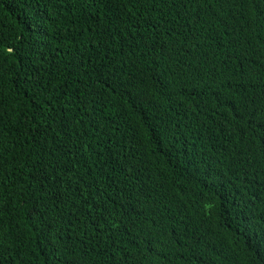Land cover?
Here are the masks:
<instances>
[{"label": "trees", "instance_id": "16d2710c", "mask_svg": "<svg viewBox=\"0 0 264 264\" xmlns=\"http://www.w3.org/2000/svg\"><path fill=\"white\" fill-rule=\"evenodd\" d=\"M0 264H264V0H0Z\"/></svg>", "mask_w": 264, "mask_h": 264}]
</instances>
